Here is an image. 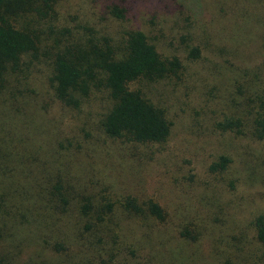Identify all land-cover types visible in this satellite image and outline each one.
Returning a JSON list of instances; mask_svg holds the SVG:
<instances>
[{
    "label": "rangeland",
    "instance_id": "obj_1",
    "mask_svg": "<svg viewBox=\"0 0 264 264\" xmlns=\"http://www.w3.org/2000/svg\"><path fill=\"white\" fill-rule=\"evenodd\" d=\"M202 1L206 15L199 23L180 11L138 18L157 50L185 68L181 83L143 88L171 121L165 144L107 136L101 121L110 100L102 88L77 108L59 104L43 59L21 87L36 95L19 108L0 106V140L12 157L7 165L25 174L14 168L6 174L18 182L23 206L0 213L7 223H0V264H264L254 227L264 217V138L247 124L262 82L251 67L264 51V0ZM99 9L92 0H65L57 6L58 24L71 35L89 27L118 39L130 23L102 17ZM195 46L200 58L187 61ZM220 156L229 160L226 168L210 171ZM54 186L67 191L60 193L69 206L47 204ZM82 188L93 203L102 204V195L116 208L126 200L141 209L155 204L160 218L118 209L120 223L87 232L77 217L80 202L72 199L85 196ZM44 204L48 217L37 207Z\"/></svg>",
    "mask_w": 264,
    "mask_h": 264
},
{
    "label": "trees",
    "instance_id": "obj_2",
    "mask_svg": "<svg viewBox=\"0 0 264 264\" xmlns=\"http://www.w3.org/2000/svg\"><path fill=\"white\" fill-rule=\"evenodd\" d=\"M63 1L0 0V106L19 108L21 103L36 95L35 90L21 87L29 85L32 68L43 59L51 67L48 84L54 100L59 104L77 108L92 89L102 88L110 100L109 110L101 121L107 136L135 144H165L171 121L166 110L153 103L143 88L161 81L181 83L185 68L177 56L168 58L157 50L141 29L138 18L141 13L153 20L156 14L180 11L186 21L199 23L206 15L203 1L92 0L100 6L98 15L130 23L120 31L118 39L96 36L89 27H83L82 33L71 35L66 27L58 24L57 6ZM260 8L263 9L262 5ZM200 52L197 46L189 48L187 61L200 58ZM260 53L256 54L251 67L262 74V82L255 95L257 110L247 123L251 134L257 139L264 138V51ZM215 128L220 131L219 126ZM8 147L9 143L2 138L0 213L9 211L11 207L17 209L23 206L18 201L23 196L18 182L6 180L10 178L6 174L10 175L14 169L25 177L16 165L8 167L7 163L12 158L11 152L6 151ZM228 163L226 157L220 156L208 168L220 172ZM54 187L56 195L54 197L50 192L52 198L47 204L52 205L57 200L64 207L69 206L70 200L60 193L62 186ZM62 190L67 194L66 190ZM82 191L85 196L77 194L72 199L80 202L77 217L79 222L83 221V229L87 232L94 233L98 227L120 223L122 219L116 215L118 209L125 213L133 212L134 215L145 211L158 220L160 218L155 204L141 209L133 201L126 200L123 206L116 208L102 195L99 197L102 204L97 201L93 203L84 188ZM37 207L41 209L42 216L48 217L46 204ZM33 209L29 206L28 212L33 213ZM0 223L3 228L7 225L1 215ZM254 227L256 240L264 246L262 215L256 217ZM3 228L0 226V239L3 238Z\"/></svg>",
    "mask_w": 264,
    "mask_h": 264
}]
</instances>
